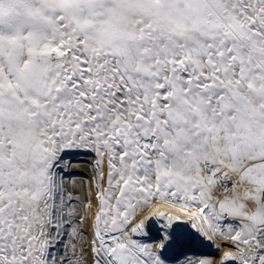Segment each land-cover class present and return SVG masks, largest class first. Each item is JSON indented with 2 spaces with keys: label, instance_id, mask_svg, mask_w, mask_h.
<instances>
[{
  "label": "snow or ice",
  "instance_id": "1",
  "mask_svg": "<svg viewBox=\"0 0 264 264\" xmlns=\"http://www.w3.org/2000/svg\"><path fill=\"white\" fill-rule=\"evenodd\" d=\"M0 264H264V0H0Z\"/></svg>",
  "mask_w": 264,
  "mask_h": 264
}]
</instances>
